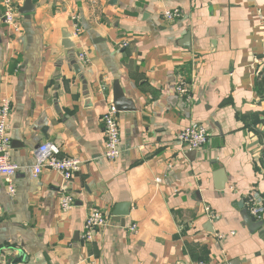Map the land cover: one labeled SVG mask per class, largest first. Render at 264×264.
<instances>
[{
    "label": "crops",
    "instance_id": "1",
    "mask_svg": "<svg viewBox=\"0 0 264 264\" xmlns=\"http://www.w3.org/2000/svg\"><path fill=\"white\" fill-rule=\"evenodd\" d=\"M10 1L18 30L0 0V102L11 100L22 170L14 194L0 175V264H264V226L246 221L250 199L264 207V0H32L29 15L27 0ZM118 90L127 110L109 162L102 117ZM193 124L209 141L190 160L176 136ZM46 143L84 162L71 181L31 176ZM93 207L110 220L85 243Z\"/></svg>",
    "mask_w": 264,
    "mask_h": 264
},
{
    "label": "built area",
    "instance_id": "2",
    "mask_svg": "<svg viewBox=\"0 0 264 264\" xmlns=\"http://www.w3.org/2000/svg\"><path fill=\"white\" fill-rule=\"evenodd\" d=\"M4 23L18 30L17 26V12L14 9L10 0L4 2ZM181 17L180 10H167L163 13V18L173 23ZM79 28H75L74 35L78 36ZM124 47L127 44L123 45ZM81 60L87 61V57L83 54L80 55ZM191 83L185 78H180L177 85V93L181 96L189 98ZM11 113V100L9 98H3L0 102V175L5 177L9 182V190L14 194L15 188L12 184L13 178L17 176L22 168L15 162H13L10 154V138H9V122ZM102 123L104 126L105 144H104V158L109 162H117L121 156V129L118 120V111L114 105H110L107 111L102 117ZM176 141L186 150L198 151L202 149L209 141V134L207 129L200 124H193L189 127L181 130L177 136ZM84 166V162L79 158L64 157L61 149L58 145L53 143H46L41 145L35 151V163L31 169V176L34 179H38L43 171L50 170L58 173L64 181H71ZM249 211L251 215L258 219L263 220L264 207L256 204L253 199L249 200ZM75 200L66 196L61 200V209L68 211L74 206ZM208 211L209 217H213L210 209ZM108 215L101 209L93 207L89 210L86 218L84 233L82 240L85 243L92 242L94 240L95 232L109 223ZM136 226L131 227V231H136ZM205 264V263H199Z\"/></svg>",
    "mask_w": 264,
    "mask_h": 264
},
{
    "label": "water",
    "instance_id": "3",
    "mask_svg": "<svg viewBox=\"0 0 264 264\" xmlns=\"http://www.w3.org/2000/svg\"><path fill=\"white\" fill-rule=\"evenodd\" d=\"M33 11H34V6L32 3V0H27L24 8L20 11V13L23 15H29L33 13ZM183 42L185 43L186 46H188L189 37L187 36L183 40ZM67 43H68L67 48L71 49L74 47L72 43H69V42ZM124 102H125V99H124L123 93L121 90H118L115 93V99H114V107L116 108L118 112L127 110V108H125L124 106ZM196 155H197V151L195 150L187 152V157L190 160H194ZM219 174H222V173H219ZM129 208L130 206L128 205H123V206L118 207V209L114 212V221L121 222L122 225H124V219L125 217L129 215V210H128ZM124 209H127V210H124ZM246 214H247L246 215L247 226L250 230H258L259 228H263L264 226L263 222H256V220L253 217H250L248 213ZM208 226L210 227V224ZM231 264H241V262L238 260H235Z\"/></svg>",
    "mask_w": 264,
    "mask_h": 264
}]
</instances>
